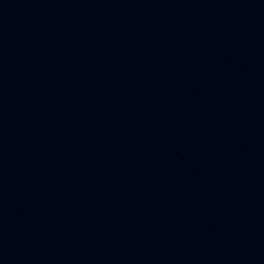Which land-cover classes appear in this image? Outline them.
Returning <instances> with one entry per match:
<instances>
[{"label": "water", "instance_id": "95a60500", "mask_svg": "<svg viewBox=\"0 0 264 264\" xmlns=\"http://www.w3.org/2000/svg\"><path fill=\"white\" fill-rule=\"evenodd\" d=\"M0 264H264V0H0Z\"/></svg>", "mask_w": 264, "mask_h": 264}]
</instances>
